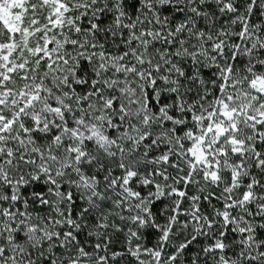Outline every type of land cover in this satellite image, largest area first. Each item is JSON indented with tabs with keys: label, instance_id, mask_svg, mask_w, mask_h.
Segmentation results:
<instances>
[{
	"label": "snow or ice",
	"instance_id": "obj_1",
	"mask_svg": "<svg viewBox=\"0 0 264 264\" xmlns=\"http://www.w3.org/2000/svg\"><path fill=\"white\" fill-rule=\"evenodd\" d=\"M0 264H264V0H0Z\"/></svg>",
	"mask_w": 264,
	"mask_h": 264
}]
</instances>
